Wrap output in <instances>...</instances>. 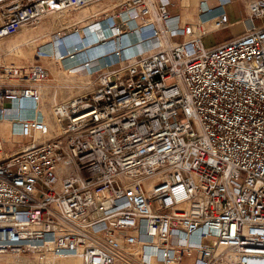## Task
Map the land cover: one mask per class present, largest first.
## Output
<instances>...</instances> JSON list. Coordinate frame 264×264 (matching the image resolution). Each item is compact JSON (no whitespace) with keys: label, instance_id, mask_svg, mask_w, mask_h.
I'll return each mask as SVG.
<instances>
[{"label":"built area","instance_id":"1","mask_svg":"<svg viewBox=\"0 0 264 264\" xmlns=\"http://www.w3.org/2000/svg\"><path fill=\"white\" fill-rule=\"evenodd\" d=\"M234 1L243 32L207 46ZM83 9L102 44H157L48 116L50 68L0 53V257L264 264V0H199L194 23L170 0H0V41Z\"/></svg>","mask_w":264,"mask_h":264},{"label":"rangeland","instance_id":"2","mask_svg":"<svg viewBox=\"0 0 264 264\" xmlns=\"http://www.w3.org/2000/svg\"><path fill=\"white\" fill-rule=\"evenodd\" d=\"M172 2L175 3L176 6L172 7L171 11L176 12V14H183L184 11H183V8H182L180 1L179 0H172ZM185 10H186V8H185ZM89 11L90 10H88V9H83L80 11L67 13L62 18L65 20V23H69L71 20L76 21V22L78 20L81 21L83 17H85L86 15H89ZM197 11H198V6L196 9L195 21L197 19L196 18L197 17ZM228 11H229L232 22H238L244 16V8H243L241 1L232 2V4L228 7ZM67 21H69V22H67ZM85 23L86 22L81 23L80 25H83ZM70 25H71V23L67 24L65 27L70 26ZM237 25H239V26H237L236 31H234L233 28H231V27L226 29V30L219 31V32H211L210 30L207 29L204 33L205 42H206L207 46H214V45L220 44L224 41H227L230 38H232L233 36H235L237 33L244 30V25L242 23H237ZM57 26H58V21L57 20L53 21V18L50 16L48 19L44 20L41 24H39L35 27L26 28V30H27L26 36H24L20 32L18 35L14 36L12 38L0 41V53L3 52L5 47L13 46L14 44H18L19 42L24 43V41H27V40H36V39L41 37L40 39H38L37 41H35L33 43H30L29 45H25L23 47V49H21V50L22 51L25 50L27 52H30L32 50L40 52V50H41L43 54H44V52L49 51V53L51 54L53 48L55 49L56 45L58 44L62 53L68 54L67 47H66L65 43L59 38V36H60L59 33L56 36L54 42L50 41V37L49 38L45 37V35H47V33L56 31L55 28ZM92 28H93V26H92ZM58 29H59V27H58ZM70 30H72V29L70 28ZM45 31H47V32H45ZM62 32H64V31H62ZM93 33H94V36H97L96 35L97 31H94ZM74 34L77 35L76 32ZM32 38H34V39H32ZM39 41H40V43H39ZM101 41H102V37H101V39L97 38L96 44L94 45L95 48L93 47V48L87 50L86 53L89 55H94L95 54L94 50L99 47L98 49L101 48L106 52V53L103 52V56H110L111 54H113L114 53L113 51H115V47H116L115 43L113 41L109 40V41H107V43L102 44ZM106 45H108V46H106ZM104 47H107V49ZM128 52H129V54L134 52L132 47L128 48ZM44 55L38 54L37 52L36 53L34 52V53L29 54V55H24L23 53H21L20 55L16 56V54L14 53V55H10L7 57V61H8V63L14 62L16 64H28L30 62H33L34 60L39 59V60L43 61V63L50 68L51 78L48 82H46V84L44 86L43 91L47 92V93H46V98H43V101H42L44 108H46V110H47L46 116H48L51 112V107L54 104L55 100H56V102H62V101L68 100L70 98H73V97H76L79 95H83L86 92V90H89V91L93 90L94 87L96 86V83H97V78H98L97 71L98 70L96 72L90 74V75H85L86 77L84 76V78H83L84 81H86L88 83V87H86V88L84 86L79 87L78 85L74 86L73 88L72 87L69 88L68 86H66L64 84L59 86L58 83L55 81L54 71L55 70L59 71L61 67L58 63L56 64V63H52L49 60L48 61L45 60ZM79 78L80 77H78L77 80H79ZM46 87H49V89H47ZM45 253L46 252H39V253L26 252V253H23L21 255L7 254V255L0 257V264H66L67 263L68 259H66V258H57V257H54L53 254H51L49 252H47L49 255L45 254ZM190 263H191V260L189 258H186L184 261V264H190Z\"/></svg>","mask_w":264,"mask_h":264},{"label":"bare ground","instance_id":"3","mask_svg":"<svg viewBox=\"0 0 264 264\" xmlns=\"http://www.w3.org/2000/svg\"><path fill=\"white\" fill-rule=\"evenodd\" d=\"M179 1L182 5L183 11H184L183 14H181L184 21H187V22L189 21L190 23H193L195 21V13H196V9H197L196 0H179ZM185 1H188V5H189V6H187L186 10H185V8H186L185 7L186 6ZM170 2H171V8L176 6V4L172 2V0H170ZM52 18H53V21H55V20L58 21V26L55 28L56 31L47 33V35H45V37H48V38L50 37V41L54 42L56 36L59 33V35H60L59 38L65 43V45L67 47V52H68L67 55L62 53L58 44L56 45L55 49L53 48L51 54L49 53V51L48 52L46 51V52H44L45 55L42 53L41 50H40V52L35 51V50H32L30 52H27L25 50H23V51L21 50V49H23V47L25 45H29L30 43L37 41L41 37L36 39V40H27V41H24V43L19 42L18 44H14L13 46L5 47L3 51L7 52L8 55H14V53H15L16 56L20 55L21 53H23L24 55H29L31 53L37 52L38 54L44 55L45 60H47V61L49 60L52 63H56V64L58 63L61 68L59 71L55 70L54 73H55V81L58 83L59 86L64 84V85L68 86L69 88H71V87L73 88L74 86H77V85L79 87L80 86L87 87L88 83L86 81H84V79H83L85 75H90V74L96 72L97 70L99 71L101 68H103V66H106L109 62H114L118 59L123 60V58L131 57L136 53L146 52L147 50L154 49L155 45L157 44V40L150 41V42L138 43L140 41V37H136V38L133 37V39H131L130 41H132L134 43H138V44L133 45V46H130V45L128 46V44H129L128 41H123V42L120 41L118 44L116 43L117 44L116 48H120V47H122V45L126 47V49L120 54L103 56V52H105V51L101 48L98 49L99 48L98 47L94 50V53H95L94 55H89L86 53V51L93 48V47L95 48L94 45L96 44V39L97 38L101 39V37H103L102 34L97 33L96 34L97 36H94V33H93L94 28H92V25L88 24V23L80 25L81 23H84V22H81L80 20H78L76 22V21H72L70 19L71 20L70 22L67 21L69 23H65V20L62 18V16L57 15V16H53ZM70 23H71L70 26L65 27L67 24H70ZM58 27H59V29H58ZM73 27H76L77 31L76 30H70V28L72 29ZM62 31H64V32H62ZM45 32H47V31H45ZM75 32L77 35L74 34ZM21 33L24 36H26L27 35L26 28H23L21 30ZM32 39H34V38H32ZM39 43H40V41H39ZM106 46H108V45H106ZM129 47H132V49L134 51L131 54H129V52H128ZM104 48L107 49V47H104ZM113 52H115V51H113ZM78 77H80L79 80H77ZM46 88L49 89V87H46ZM46 93L47 92H44V91L42 92V98H46ZM55 102H56V100H55ZM40 112L43 113L44 115H47V110H46V108H44L43 102L41 103ZM5 125H7V124H5ZM45 254H48V253L46 252ZM65 258L68 259L66 264H81V260L77 256H70V257H65Z\"/></svg>","mask_w":264,"mask_h":264},{"label":"crops","instance_id":"4","mask_svg":"<svg viewBox=\"0 0 264 264\" xmlns=\"http://www.w3.org/2000/svg\"><path fill=\"white\" fill-rule=\"evenodd\" d=\"M185 3H186V6H185V7H186V9H187V6H189V5H188V1H185ZM198 4H199V0H196V5L198 6ZM173 13L176 14V12H173ZM195 14H196V13H195ZM180 15H181V14H180ZM234 23H235V24H234L231 28H233V30L236 31L237 26H239L240 24L237 25L236 22H234ZM242 32H243V31L237 33L236 35H238V34H240V33H242ZM236 35H235V36H236Z\"/></svg>","mask_w":264,"mask_h":264}]
</instances>
